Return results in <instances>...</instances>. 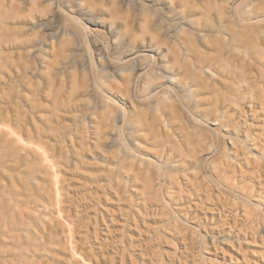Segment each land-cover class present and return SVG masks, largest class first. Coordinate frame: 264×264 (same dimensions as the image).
I'll return each mask as SVG.
<instances>
[{
  "label": "rangeland",
  "instance_id": "374dc122",
  "mask_svg": "<svg viewBox=\"0 0 264 264\" xmlns=\"http://www.w3.org/2000/svg\"><path fill=\"white\" fill-rule=\"evenodd\" d=\"M0 123L59 175L24 264H264V0H0Z\"/></svg>",
  "mask_w": 264,
  "mask_h": 264
},
{
  "label": "bare ground",
  "instance_id": "6f19581e",
  "mask_svg": "<svg viewBox=\"0 0 264 264\" xmlns=\"http://www.w3.org/2000/svg\"><path fill=\"white\" fill-rule=\"evenodd\" d=\"M232 12L234 18L231 20L232 31L230 35L231 41L236 42L239 32L234 28L235 24L238 25L235 6ZM136 52L133 51L131 54H136ZM0 133L7 140L10 138L12 142L19 144L18 147L13 148L12 143H10L9 146L4 147L6 150L0 152V167L4 168V172L0 169V264H19L17 261L24 264L26 254L31 252L26 247L35 245L37 239L43 241L44 235L49 232L44 221L31 213L34 208L44 206V203L42 204V200L34 197V192L26 180L27 177L25 179V176L32 175L37 167L30 162L31 159L28 156L38 160L40 165L50 166L53 171L52 179L57 181L59 175L57 168H55V162H52L53 154L40 143L25 140L6 123H0ZM7 171H15L16 174L7 173ZM35 187L37 190L40 189L37 184ZM56 192L58 194L56 204L59 205L56 210L57 215L64 220L62 227L71 230L70 221L63 217V209L59 204L60 198L57 189ZM48 199L51 198L48 197ZM70 253L72 257L78 258L82 264H98L84 257L73 245H71Z\"/></svg>",
  "mask_w": 264,
  "mask_h": 264
}]
</instances>
